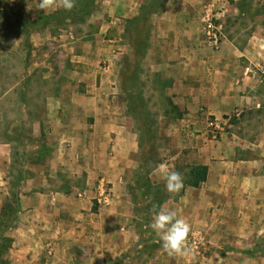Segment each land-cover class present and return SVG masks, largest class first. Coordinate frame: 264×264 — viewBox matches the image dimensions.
Listing matches in <instances>:
<instances>
[{
  "label": "crops",
  "instance_id": "1",
  "mask_svg": "<svg viewBox=\"0 0 264 264\" xmlns=\"http://www.w3.org/2000/svg\"><path fill=\"white\" fill-rule=\"evenodd\" d=\"M110 3L109 8L103 7L98 13L106 18L97 24L104 26L101 32L91 38L76 37L70 50L65 48L69 67L59 68L71 69L61 71L60 76L55 73L57 64L48 63L44 56L30 63L26 56L17 64L13 54L4 57L6 49L0 48V91L7 77L10 84L8 91L0 92V105L24 106L22 115L15 113L9 119L27 121L33 125L31 136L41 138V146H27L28 155H40L45 147L48 151L42 161L32 163L27 159L25 163L22 207L17 211L18 226L14 229L31 238L29 249L43 251L46 264H106L105 252L137 243L140 235L144 236L145 209L135 204L136 193L144 190L133 183L135 172L142 167L138 134L126 127L125 119L115 112L104 92L109 82L102 72L103 68H112V62L122 55L115 49L116 40L107 29L119 18L138 17L143 0ZM195 7L196 4L186 0H169L165 11L153 16L157 30L152 50L156 51L157 61L160 60L157 68L163 69L172 80L167 88L183 113L181 131L187 147L196 153V166L208 167V175L198 188L190 187L184 182L189 171L186 169L182 194L171 193L162 207L175 210L178 217L184 218L191 225L190 235L195 232L205 235L210 246L209 253L200 259L201 264H264L263 75L253 77L246 75L243 68H227L230 57L225 45L214 51L223 60L217 68L212 61L216 54L210 57L200 33L195 32L197 18L185 13ZM8 35L0 33V38ZM32 42L37 53L43 52L40 40ZM16 74L23 77L24 92L26 89L28 93L34 92L27 98L14 97L10 101L17 87ZM62 75L86 81L90 90L75 94L77 85L65 81ZM236 109L248 110L250 119L232 136L224 134L213 140L207 130L209 117L222 120ZM17 142L11 138L1 146L7 148L9 162L13 144ZM78 144L82 153L93 155L92 168L106 173L103 180L114 193L112 207L94 212L88 191L77 192L84 197L75 200L69 192L65 177L75 179ZM2 161L0 156V165ZM170 163L169 169L175 171L178 160ZM93 184L88 181V185ZM95 193L94 199L97 190ZM139 199L144 201V195H139ZM79 250L84 252L81 257L77 256ZM156 264L197 263L190 255L185 258L166 254Z\"/></svg>",
  "mask_w": 264,
  "mask_h": 264
},
{
  "label": "rangeland",
  "instance_id": "2",
  "mask_svg": "<svg viewBox=\"0 0 264 264\" xmlns=\"http://www.w3.org/2000/svg\"><path fill=\"white\" fill-rule=\"evenodd\" d=\"M110 1L76 0V6L71 11L54 9L44 14L43 10L36 9L38 0H0V33L10 34L5 39L0 38V48L6 49L3 50V56L13 54L17 64H21L26 56L28 63L33 59H38L39 56H44L43 58L48 63L57 64L55 73L58 72L60 76L61 71L66 72L71 69L59 68L62 65L69 67L65 48H71L76 37L91 38L101 32L104 26L97 24L105 22L106 18L98 13L103 7L109 8ZM186 1L196 4L193 11L189 9L185 13L197 18L198 23L194 26L195 32L200 33L201 42L210 57L212 58L213 53L216 54L212 61L217 68L221 67L223 60L218 57L214 52L216 50L210 47L206 39L204 20L208 14L213 15L215 25L220 29L222 46L225 45L227 55L230 57V60L226 62L227 68L245 70L264 68V0ZM168 2L169 0H143L138 17L119 18L107 29L108 34L116 40L115 49L122 55L112 62V68L102 69L109 82V87L104 92H107V98L112 102L113 107L115 106V112L125 119L123 123L126 127L138 134L142 167L135 172L133 183L136 188L139 187L144 191L140 193L135 191L137 195L135 204L144 206L147 222H144V236L140 235L137 243H130L126 247L119 245L117 251L105 252L106 264H156L163 259L167 253L163 251L161 241L149 225L153 214L162 208L171 193L166 190L165 180L155 175L153 169L160 163H166L169 167L170 162L175 163L176 159L179 164L175 171L184 177L186 169L190 170L189 167L198 164L196 153L187 147L184 133L181 131L183 113L175 104V95L167 88L172 80L167 77L163 69L157 68L156 65L160 60L157 61L154 55L156 51L152 50V44H154L152 40L157 30L153 16L162 14ZM28 4L32 7L31 11H27ZM81 11L84 13L81 14ZM9 37L10 39H7ZM36 39L40 40L39 47L43 52L37 53V48L32 42ZM34 54L36 57H33ZM21 77L22 75L19 74L14 77V85L17 87L14 89L13 98L9 97L10 101L14 97L27 98L29 93L34 92L29 91L28 93V89L24 92L23 77ZM7 78L0 92L5 93L10 89ZM61 78L65 81H74L77 85L75 94L77 92L86 93L90 90L86 81L78 82L75 78L71 80L65 75ZM261 79L264 80V75ZM66 90L68 94H71L70 88ZM23 111V105L18 108L13 103L0 105V156L3 160L0 165V264L47 263V258L41 249H29L32 245L31 238L14 230L18 226L17 211L22 207L21 193L26 170L25 163L27 159L32 163L42 161L48 152L45 147V151L40 155L27 154V146L29 145L30 148L41 146V138L31 136L33 125L27 121L9 119V116L15 113L22 115ZM39 111L43 109L40 108ZM241 111H243L242 119L240 121L234 119L231 125L226 127V135L229 137L250 119L248 110L241 109ZM25 124L28 125L25 127ZM11 138H15L18 142L13 144L12 162H9L7 148H1V146H4L3 144ZM171 159L173 161H170ZM92 160L91 153L84 154L80 144L75 145V179H68L66 176L65 181L70 184L67 188L74 195V200L75 198L81 199L78 195L80 192L88 191L93 211L97 212L99 208L112 207L114 195L109 205H100L97 197L94 199L98 181L107 178V175L98 168H92ZM99 163L100 160H98ZM88 181L94 184L90 186ZM141 193L145 197L144 201L139 199V195L142 196ZM172 194L179 196L182 194V189ZM134 228H136L135 224ZM199 233L201 232L191 234L188 240L194 239ZM118 241L121 243L120 239ZM188 245L191 247L189 241ZM209 246L203 248L201 252L193 251L190 255L192 261L201 264L200 259L209 253ZM77 253L79 257L84 254L81 250Z\"/></svg>",
  "mask_w": 264,
  "mask_h": 264
},
{
  "label": "clouds",
  "instance_id": "3",
  "mask_svg": "<svg viewBox=\"0 0 264 264\" xmlns=\"http://www.w3.org/2000/svg\"><path fill=\"white\" fill-rule=\"evenodd\" d=\"M76 6V0H38L36 9L43 10L47 14L50 10L63 9L71 11ZM32 7L28 4L27 11ZM153 173L165 180V187L169 193H178L183 187V177L177 172L170 170L166 163L158 164ZM155 207V206H154ZM149 227L156 233L162 243V249L170 256L187 258L193 253L188 245V238L192 231L191 225L175 210L161 208L152 218Z\"/></svg>",
  "mask_w": 264,
  "mask_h": 264
},
{
  "label": "built area",
  "instance_id": "4",
  "mask_svg": "<svg viewBox=\"0 0 264 264\" xmlns=\"http://www.w3.org/2000/svg\"><path fill=\"white\" fill-rule=\"evenodd\" d=\"M205 26L204 31L206 39L213 50H220L222 46V37L220 29L215 25L214 17L212 14H208L204 20ZM246 75L253 77L264 75V68H247L245 71ZM204 112V111H203ZM242 117V111L236 110L233 114L229 115L225 119H219L210 116L207 121V130L213 140L217 141L221 136L226 134V127L231 125L232 121L240 120ZM113 192L109 188L105 180H100L97 187V200L100 205H109L112 199ZM80 198H83V194H79ZM194 252L203 250L207 246V239L204 234L199 233L194 239L188 240ZM199 254V253H198Z\"/></svg>",
  "mask_w": 264,
  "mask_h": 264
},
{
  "label": "trees",
  "instance_id": "5",
  "mask_svg": "<svg viewBox=\"0 0 264 264\" xmlns=\"http://www.w3.org/2000/svg\"><path fill=\"white\" fill-rule=\"evenodd\" d=\"M83 11H81L80 13H84ZM207 175L208 167L206 166L198 165L190 167V170L186 175V179L184 181L185 185L198 188L202 183L206 181Z\"/></svg>",
  "mask_w": 264,
  "mask_h": 264
}]
</instances>
